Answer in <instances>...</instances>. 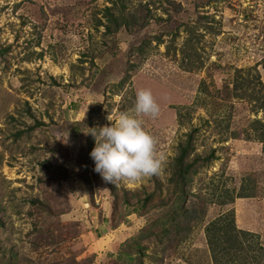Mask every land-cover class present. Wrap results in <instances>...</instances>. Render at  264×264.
Wrapping results in <instances>:
<instances>
[{"label":"rangeland","instance_id":"rangeland-1","mask_svg":"<svg viewBox=\"0 0 264 264\" xmlns=\"http://www.w3.org/2000/svg\"><path fill=\"white\" fill-rule=\"evenodd\" d=\"M141 88L163 170L106 182L89 131ZM259 123L264 0H0V264H264ZM188 134L185 212L165 218ZM226 216L257 236L215 260L204 226Z\"/></svg>","mask_w":264,"mask_h":264},{"label":"clouds","instance_id":"clouds-1","mask_svg":"<svg viewBox=\"0 0 264 264\" xmlns=\"http://www.w3.org/2000/svg\"><path fill=\"white\" fill-rule=\"evenodd\" d=\"M159 107L152 91L141 88L136 92L134 114L121 111L115 118L108 114L110 124L91 128L89 132L95 139L90 152L93 171L104 181L112 184L122 179L136 182L161 173L165 159L157 155V140L144 129L139 118L157 116Z\"/></svg>","mask_w":264,"mask_h":264},{"label":"trees","instance_id":"trees-1","mask_svg":"<svg viewBox=\"0 0 264 264\" xmlns=\"http://www.w3.org/2000/svg\"><path fill=\"white\" fill-rule=\"evenodd\" d=\"M124 8V4L121 7V9ZM120 9V10H121ZM108 16L111 22H114V25L118 28L119 26L129 25V21L126 16H123V14H120L118 17H113L112 12H110V9L108 10ZM110 27L106 26V30H109ZM254 85V84H253ZM256 122H259L256 120ZM261 127L264 128V123H259ZM261 137H264V130L262 133H260ZM190 138L191 135L188 134L186 140L183 144L178 145V153L176 157L173 160L172 169H171V181H174L175 188H179V193L176 198L175 205L169 210V215L165 214V218H176V216H181L185 209L181 205H179V202L182 201V198L186 196L187 192V182L189 181L188 175L191 173V163L188 161H185V157L188 154V149H190ZM176 190V189H175ZM177 191V190H176ZM153 196V193H148L145 195L144 200H148ZM192 211H195L194 209ZM164 216V215H163ZM226 220V222H224ZM207 243L209 245L211 256L218 260L225 251V253L230 249H236L237 254H242L244 249L241 247V239H239L241 236L242 238L247 237H256L257 235L253 234V232H249L245 229H238L236 230L235 227L232 225V217L226 216L221 221H212L208 223L206 226H204ZM223 237L224 241L227 243H230L232 248L229 249H223L219 252H215V244L217 242V239ZM257 244V243H256ZM258 245V244H257ZM259 248H262L261 244L258 245ZM254 252V249H253ZM228 264V263H227Z\"/></svg>","mask_w":264,"mask_h":264}]
</instances>
